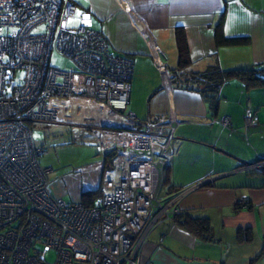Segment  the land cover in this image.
I'll return each mask as SVG.
<instances>
[{
  "label": "built area",
  "instance_id": "built-area-1",
  "mask_svg": "<svg viewBox=\"0 0 264 264\" xmlns=\"http://www.w3.org/2000/svg\"><path fill=\"white\" fill-rule=\"evenodd\" d=\"M76 11L72 0H0V264H151L140 261L148 233L173 221L178 198L197 187L167 194L179 122L128 111L132 60L84 23L70 25ZM52 53L72 69L51 67ZM75 101L96 109L88 123L69 120L82 113ZM255 120L247 109L245 125ZM46 122L95 130L108 168L93 205L51 194L52 171L40 165L32 134ZM237 171H264V161Z\"/></svg>",
  "mask_w": 264,
  "mask_h": 264
},
{
  "label": "crops",
  "instance_id": "crops-1",
  "mask_svg": "<svg viewBox=\"0 0 264 264\" xmlns=\"http://www.w3.org/2000/svg\"><path fill=\"white\" fill-rule=\"evenodd\" d=\"M72 1V26L84 23L105 37L113 53L132 60L128 111L141 120L173 115L179 122L165 170L167 194L197 185L178 198L176 220L148 233L141 263L264 264V172L237 171L264 161V86L232 78L220 87L211 111L187 82V73L212 65L224 71L264 66V0ZM178 33L190 59L179 77ZM217 33L245 42L220 45ZM155 57L165 63L164 73ZM247 109L256 115L250 126L244 123ZM104 167L105 159L81 194L100 190ZM50 192L61 198L52 183ZM243 200L247 207L236 208Z\"/></svg>",
  "mask_w": 264,
  "mask_h": 264
},
{
  "label": "rangeland",
  "instance_id": "rangeland-1",
  "mask_svg": "<svg viewBox=\"0 0 264 264\" xmlns=\"http://www.w3.org/2000/svg\"><path fill=\"white\" fill-rule=\"evenodd\" d=\"M50 66L72 69V65L56 53L50 57ZM78 127L60 122L36 123L32 126L40 165L51 169L49 180L67 203L77 202L83 189L95 180V174L98 173L94 168L104 160V155L98 152L95 130ZM75 129L78 131L75 132ZM53 256L52 252L46 254L48 261H52Z\"/></svg>",
  "mask_w": 264,
  "mask_h": 264
},
{
  "label": "trees",
  "instance_id": "trees-1",
  "mask_svg": "<svg viewBox=\"0 0 264 264\" xmlns=\"http://www.w3.org/2000/svg\"><path fill=\"white\" fill-rule=\"evenodd\" d=\"M244 39H227L217 33V43L220 45H240L243 44ZM178 44V65L174 74L179 77L181 73L185 72L190 64L189 53L186 47V42L183 34L177 35ZM189 78L187 82L191 84L192 89H196L201 93L205 101L207 102L211 111L216 110L218 105V92L220 87L231 80L232 78H243L248 84L252 86H264V66H257L252 69H239V70H221L217 65L209 66L203 72L187 73ZM108 168V163H105L104 170ZM258 172V171H257ZM264 172V171H261ZM166 176V175H165ZM166 180V178H165ZM100 195V190L94 192H83L81 194V202L86 206L93 205L90 200L97 199ZM236 208H241V205L237 204ZM249 208V207H248ZM179 217V213L175 216L174 220Z\"/></svg>",
  "mask_w": 264,
  "mask_h": 264
},
{
  "label": "bare ground",
  "instance_id": "bare-ground-1",
  "mask_svg": "<svg viewBox=\"0 0 264 264\" xmlns=\"http://www.w3.org/2000/svg\"><path fill=\"white\" fill-rule=\"evenodd\" d=\"M75 104L76 105H80L81 104L82 113L81 114H78V113L74 114L72 116V118L69 119V120L71 122H73V123H79V124L88 123L89 122L88 120L90 118V114L93 116L92 113H94V110L96 111V109L94 107H92V106H89L87 103L81 102V101H75ZM86 111H87V113H85ZM60 116H63L62 113L60 114Z\"/></svg>",
  "mask_w": 264,
  "mask_h": 264
},
{
  "label": "water",
  "instance_id": "water-1",
  "mask_svg": "<svg viewBox=\"0 0 264 264\" xmlns=\"http://www.w3.org/2000/svg\"><path fill=\"white\" fill-rule=\"evenodd\" d=\"M68 125H70V124H68ZM71 126V125H70ZM104 126V125H103ZM75 130H77V129H75ZM209 182H211V179L210 180H206V181H204L203 183H201V185H206V184H208ZM199 186V185H198Z\"/></svg>",
  "mask_w": 264,
  "mask_h": 264
},
{
  "label": "clouds",
  "instance_id": "clouds-1",
  "mask_svg": "<svg viewBox=\"0 0 264 264\" xmlns=\"http://www.w3.org/2000/svg\"><path fill=\"white\" fill-rule=\"evenodd\" d=\"M75 128H77V127H75Z\"/></svg>",
  "mask_w": 264,
  "mask_h": 264
}]
</instances>
